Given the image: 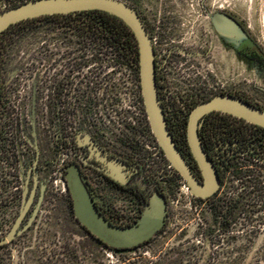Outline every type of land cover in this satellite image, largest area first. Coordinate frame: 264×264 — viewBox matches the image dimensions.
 <instances>
[{
    "label": "flooded vegetation",
    "instance_id": "1",
    "mask_svg": "<svg viewBox=\"0 0 264 264\" xmlns=\"http://www.w3.org/2000/svg\"><path fill=\"white\" fill-rule=\"evenodd\" d=\"M122 1L150 38L167 128L202 184L186 136L190 110L218 94L248 99L238 92V83L230 86L224 81L215 87L192 80V60L209 59L214 49L227 50L260 68L264 53L234 14L211 10L208 0L194 6L185 0ZM193 11L200 21L190 19ZM218 13L241 25L248 41H226L212 22ZM81 16L46 15L40 36H0V264L47 261L55 254L50 249L65 239L78 246L74 240L81 227L85 237L109 250L151 246L156 264H191L198 261L192 257L194 234L170 224L177 204L183 207L186 199L185 207L196 214L209 206L217 231L227 234L226 243L239 246L241 234H248L250 264H264V129L221 112L203 116L197 134L219 184L210 196L192 194L151 132L133 32L124 23V36L119 37L113 34L111 20L99 24ZM180 125L185 130L183 143L175 131ZM71 171L78 173L97 211L112 226H137L155 199L163 205L161 227L132 246L107 244L75 217L68 185ZM198 233L197 227L195 236H202ZM215 241L224 244L223 238Z\"/></svg>",
    "mask_w": 264,
    "mask_h": 264
},
{
    "label": "water",
    "instance_id": "2",
    "mask_svg": "<svg viewBox=\"0 0 264 264\" xmlns=\"http://www.w3.org/2000/svg\"><path fill=\"white\" fill-rule=\"evenodd\" d=\"M91 10L102 11L117 17L133 32L138 46L141 95L151 132L166 159L187 182L190 192L200 197L210 196L217 189L219 178L216 169L200 146L197 134L200 119L216 111L232 115L264 129V109L249 104L238 97L218 94L195 105L190 110L186 136L190 152L203 177V183L199 184L178 151L167 128L157 95L154 51L150 38L136 13L124 1L28 0L0 12V34L11 25L26 19ZM212 19L215 29L224 36L226 41L239 40L242 43L248 41V36L242 26L230 16L218 13ZM68 185L73 199L75 217L91 233L113 247L124 248L142 242L152 236L163 223V205L152 199L137 226L129 229L114 227L99 214L77 172H70Z\"/></svg>",
    "mask_w": 264,
    "mask_h": 264
},
{
    "label": "rangeland",
    "instance_id": "3",
    "mask_svg": "<svg viewBox=\"0 0 264 264\" xmlns=\"http://www.w3.org/2000/svg\"><path fill=\"white\" fill-rule=\"evenodd\" d=\"M21 1L27 0H0V12L9 8L11 4L20 3ZM174 1L177 3L184 2L183 0ZM199 1L185 0V3L194 6ZM208 3L211 10L220 8L234 14L245 25L253 40L264 53V0H208ZM187 8L189 9L188 6ZM193 8L195 9V7ZM195 11L190 12V19L192 21H195V19L200 21L201 18L197 17ZM41 21L27 25L18 35L40 36ZM188 26L191 25L189 24ZM198 45V43L196 45L193 44L195 48ZM113 58L115 59L114 56ZM114 66L117 65L114 64ZM189 75L192 77V80L197 78L201 82H206L208 86L216 87V85L224 81L230 86L238 83L237 90L242 97L264 108V67H255L243 58L237 59L228 54L227 50L221 53L217 49H214L209 59H193ZM120 104H122L119 106L120 110L124 111V100ZM187 197L190 198L188 193ZM188 201L189 199L183 201L181 204L183 207L181 208H178L180 204H177L170 224L171 226L184 227L188 230V234H194L191 245L196 246V252L192 253V257L198 261L191 262V264H250L251 249L247 241L248 234H241L239 246L234 241L226 243L227 234L221 235L217 231V227L212 223L209 206L200 215L199 213L196 214L194 209L185 207ZM67 225H65V231L67 230ZM69 226L73 228V223ZM197 227L199 228V233L202 232V236H195ZM64 236L66 237L67 235L65 234ZM85 236L86 233L81 227L79 239L75 238L74 240L76 244H79L78 246L72 247V240L68 241L65 239L63 244L60 243L56 248H53L54 250L50 249L55 254L51 255V258L49 256L47 261L41 258L42 262L40 264H156V260H158L155 250L151 246L149 248L126 251L109 250ZM229 236L232 237L233 235L230 233ZM219 237L224 239V244H217L215 240ZM172 248L178 247L173 245ZM237 251L239 255H237ZM212 252L216 253L215 260L211 263L209 260L212 257Z\"/></svg>",
    "mask_w": 264,
    "mask_h": 264
},
{
    "label": "trees",
    "instance_id": "4",
    "mask_svg": "<svg viewBox=\"0 0 264 264\" xmlns=\"http://www.w3.org/2000/svg\"><path fill=\"white\" fill-rule=\"evenodd\" d=\"M28 1V0H27ZM25 1H21L20 3H14L11 4L10 7L16 6L18 4H21ZM76 13H80L83 16H81L83 19H88V18H92V19H96L99 20V24H104V20H111V26H112V30H113V34L117 35V36H124V23L118 19L117 17L110 15L108 13L102 12V11H98V10H91V11H81V12H76ZM76 13H72V14H76ZM44 18V16H40V17H36V18H32V19H26L23 21H20L16 24L11 25L9 28H7L4 32H2L0 34L4 35V34H10V35H18L19 32H21L23 29L26 28L27 25H31L36 23L37 21H40ZM121 40L118 39V42H120ZM124 41V40H123ZM244 101H246L249 104H253L252 102L242 99ZM255 105V104H254ZM257 107H259L258 105H256ZM261 108V107H260ZM263 109V108H262ZM176 135L178 137V139L180 140L181 143L184 142V134H185V130L183 126H178L176 128Z\"/></svg>",
    "mask_w": 264,
    "mask_h": 264
}]
</instances>
